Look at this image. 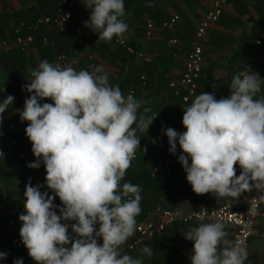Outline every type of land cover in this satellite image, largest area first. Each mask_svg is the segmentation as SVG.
<instances>
[{
  "label": "clouds",
  "instance_id": "clouds-1",
  "mask_svg": "<svg viewBox=\"0 0 264 264\" xmlns=\"http://www.w3.org/2000/svg\"><path fill=\"white\" fill-rule=\"evenodd\" d=\"M82 3L91 9L85 26L98 34L99 41L125 36L124 0ZM31 77L23 85L31 95L22 103L20 119L28 122L25 132L37 159L27 166L39 168L43 162L46 186L54 195L41 192L40 185H26L24 212L19 216L22 225L14 236L20 235L23 243L17 253L25 246L36 264H143L140 258L122 254L121 248L135 232L142 189L121 181L140 149L137 130L146 133L156 117L138 116L140 102L132 94L125 97L118 85H110L102 66L92 72L77 71L44 60ZM262 84L258 73L240 71L232 76L229 97L216 99L214 93L204 91L194 97L184 110L185 132L164 131L168 153L176 154L178 141L182 150L178 162L197 195L236 198L255 190L264 201V95L258 96ZM14 99L8 95L0 102V114ZM45 99L53 103L39 102ZM56 197L62 204L59 214L53 203ZM183 235L193 242L191 264L247 260L246 248L226 238L221 222L202 223ZM141 254L150 258L153 253L145 246ZM6 258L7 253L0 252V260ZM13 264H23V259Z\"/></svg>",
  "mask_w": 264,
  "mask_h": 264
},
{
  "label": "crops",
  "instance_id": "crops-1",
  "mask_svg": "<svg viewBox=\"0 0 264 264\" xmlns=\"http://www.w3.org/2000/svg\"><path fill=\"white\" fill-rule=\"evenodd\" d=\"M59 1L50 0L51 7L55 9ZM139 1L141 0H124L126 14L121 19L127 23L128 31L123 38L133 49L130 51L119 45L116 37L111 42L98 40V34L85 26L84 22L89 19L91 13V9L86 6L75 11L72 21L64 32H57L44 25L31 31L25 25L27 20L23 19L30 14L26 10L40 2L38 0H0V14L6 13L10 16L8 19H0V42L6 41L12 44L8 52L0 54V102L8 95L15 97L13 104L7 110L13 112V124L17 130L15 132L8 129L2 117L0 122V152L3 153V157H0L2 159L0 161V222L5 221V211H10L9 213L16 217L24 212V191L26 185L31 184L32 175V170L27 165L35 156L25 132L28 122L20 119L19 108L20 104L31 95L23 90V85L29 82L28 80L32 78L31 72L36 70L44 60L55 65L59 53L66 52L74 62L70 64L67 61L63 66L89 72L97 66H102L110 85H118L125 97L133 91L134 98L140 102L138 116L145 117V110L159 108V115L158 112H153L152 117H149L156 118L146 133L140 131L141 136L147 135L144 137L146 142L158 141L161 138V132L166 131L167 128H172L178 133L186 131L182 119L184 110L190 105H182V97L175 94L171 84L181 82L197 23L211 10L214 0H160L154 5L153 11H137L134 15L136 12L134 7H139L137 5ZM19 9L21 13L16 19L14 12ZM45 9L47 10L48 7ZM175 14L180 15V18L174 29L162 28V23ZM153 17L157 19H152ZM150 20L154 23L151 30L148 26ZM22 22L25 26H22ZM32 33H34V41L30 43L28 49H22L16 43L18 36L25 38ZM42 37L47 38L49 42H45ZM173 39H177V42L173 43ZM244 68H247L249 73H258L264 80V0H230L225 5L220 20L211 29L210 41L205 47L198 95L204 91L214 93L216 99L229 97L232 76ZM143 76H146L147 84L142 83L139 86L138 80H141ZM181 91L183 94L184 90ZM260 95H264V84L258 96ZM39 102L53 103L51 99ZM135 127H137L136 124ZM13 135L18 138L26 137L25 160L19 161L18 157L10 158L12 149L17 147L12 143ZM164 138L169 151L168 138L166 135ZM181 152L178 141L176 154L169 152L175 161L173 173L168 181L173 193L178 198L190 196L194 207L202 204L213 207L227 198L219 199L213 193L204 195L194 193L186 179L187 173L178 162ZM141 164L147 169V166H144L145 163ZM236 169L241 171L239 165H236ZM41 171L43 174L41 192L48 191L51 195L52 192L46 186L45 167H42ZM154 178L149 182L150 184L139 181L142 189L141 201L144 204L141 212L146 210L147 216L157 203L171 204L167 201L165 190H162L163 181H159L157 176ZM129 182L127 178H123L121 185ZM199 225L193 222H177L161 235L147 241L141 249L145 246L150 247L153 253L150 258L143 256L141 249L132 252L122 251V254L140 258L143 264H191L193 242L186 240L183 233ZM259 227L264 228V216L260 219ZM225 231L226 238L233 241L232 228L225 226ZM69 232L71 233L70 229ZM10 240L7 227L0 228V252ZM247 253L245 264H264V244L258 236L250 239ZM18 258L23 259V264H36L25 246L6 264H13V261Z\"/></svg>",
  "mask_w": 264,
  "mask_h": 264
},
{
  "label": "built area",
  "instance_id": "built-area-1",
  "mask_svg": "<svg viewBox=\"0 0 264 264\" xmlns=\"http://www.w3.org/2000/svg\"><path fill=\"white\" fill-rule=\"evenodd\" d=\"M229 0H214L211 10L201 18L196 27L195 37L191 43V47L187 54L185 63V69L182 74L181 82L170 83L174 88L175 93L178 95L182 93V105L191 104L195 96L198 95V78L204 64V51L206 44L210 41V33L213 25L220 19L225 5ZM84 0H60L56 5L54 13L44 15L40 17L36 23L28 24V28L33 31L38 26L44 25L50 27V29L57 32H64L72 21L75 11L84 7L82 3ZM70 14V15H69ZM179 19L178 15L172 16L169 20L163 22L162 28L172 29ZM151 30L154 23L150 20L148 23ZM46 42L47 38L44 39ZM34 41V33L27 37L18 36L16 43L24 50L28 49L30 43ZM173 43L177 42V39L172 40ZM117 43L123 47L128 48L130 51L133 49L128 45L125 38H117ZM12 48V44H8L6 41L0 42V54L8 52ZM142 55V54H141ZM69 61L72 64L71 58L67 53L62 52L57 56L56 63L63 66L65 62ZM248 71L244 68L242 71ZM146 76L142 77L143 84H146ZM133 95V91L131 93ZM187 98V99H186ZM24 104L20 105L22 110ZM1 116L7 125V128L12 131H17L13 124L14 114L10 110H6ZM161 134L164 136L165 132ZM12 143L16 145H24L26 143V137L18 138L13 135ZM137 153L135 154V157ZM158 164L153 168V172L156 173L159 167H163L166 173V182H164L163 190L167 195L168 203H157L150 211L147 217L143 220L136 221V228L134 234L128 238L126 243L121 246L122 251H137L149 240L153 239L156 235L163 233L167 228L171 227L177 222H193L196 224L221 222L225 226H230L233 233V242H240L241 246L248 248L250 239L253 236H258L264 244V228H260V219L264 216L263 207L264 201L259 200L257 191L251 193H241L238 197H227L223 201L219 202L216 206L208 207L204 204L194 207L190 196H183L178 198L173 190L169 187V177L174 170V158L167 152L165 139L159 140V149L157 151ZM134 157V158H135ZM21 160L26 159V151L23 149L19 153ZM37 158L33 157L30 163L34 162ZM42 167H45L41 161L39 168L32 169L31 185L36 186L42 184ZM46 173V170H45ZM240 172L236 170V175L239 176ZM41 191V187H40ZM51 195H54L52 193ZM57 206V210L62 206L59 197H56L53 201ZM66 223L72 224L75 221H67ZM22 222L19 223V232ZM71 231V228H69ZM98 244L102 245V239H98ZM23 243L20 235L14 237L11 243L6 247L3 252L7 253V258L0 260V264H5L8 259L14 256L19 249H21Z\"/></svg>",
  "mask_w": 264,
  "mask_h": 264
},
{
  "label": "trees",
  "instance_id": "trees-1",
  "mask_svg": "<svg viewBox=\"0 0 264 264\" xmlns=\"http://www.w3.org/2000/svg\"><path fill=\"white\" fill-rule=\"evenodd\" d=\"M38 1L40 2V4H35L34 7H31V8L29 7L26 10L27 12H30V14H28V17H25L23 19V20H25V19L27 20L25 22H27L29 24L36 23L40 17L55 12L56 7H55V9L51 7L52 5L50 4V0H38ZM45 7H48V9L46 10ZM154 9H155V6L152 8H147V9H142L140 7L135 6L134 10L136 12H134L135 13L134 15H136L137 11H140V12L145 11V10L153 11ZM19 13H21V9L14 12L16 19H18L17 17H19ZM8 17H10V16L6 13L0 14V19H8ZM31 19H36V20H31ZM152 19H157V18L153 17ZM25 25L28 27V24H25ZM25 25L22 22V26H25ZM138 83H139V86L142 85L141 80H138ZM146 84H147V81H146ZM153 112H158L157 114L159 115V108H154L151 110H145L144 115H145V117L149 118V117H152ZM133 128H136L135 124L133 125ZM140 133L141 132L137 130V136L138 137L140 136V149L137 150V152H136L137 156L135 157V159L132 160L131 166L126 170V175L124 176V178H127L128 181H130L129 183H131L133 185H139V186L141 184V183H139V181H142V182L144 181L147 184H150L149 182L154 180L155 176H157V179L162 182L164 180V178H166V174L163 171L162 167H159L158 172H156V173L153 172V168L158 164L159 159L157 156V151L159 149V140L162 137L159 138V140L155 141V142H152V141L146 142L144 137H147V135L141 136ZM16 146H17L16 148L12 149V152L10 154V158L18 157V160H19V153H20V151H22L24 149V145H16ZM1 160L2 159H0V161ZM141 163H143V164L145 163L146 165H144V166H147V169H145V167H143ZM142 187H143V185H142ZM142 205H144V204L142 201H140V207H142ZM9 212L10 211H8V212L5 211V216H4L5 221L2 220L0 222V228L7 227V229L9 230V233H10V237L12 239L15 235H18V231H19L18 226H19L20 220H19V217H16L15 215L13 216ZM146 216H147V214H146V210H145V212H143V213L141 212L136 217V221L143 220ZM98 227H99V225H97V228Z\"/></svg>",
  "mask_w": 264,
  "mask_h": 264
},
{
  "label": "water",
  "instance_id": "water-1",
  "mask_svg": "<svg viewBox=\"0 0 264 264\" xmlns=\"http://www.w3.org/2000/svg\"><path fill=\"white\" fill-rule=\"evenodd\" d=\"M157 1H160V0H141L137 3V5L141 8H151L153 7Z\"/></svg>",
  "mask_w": 264,
  "mask_h": 264
}]
</instances>
